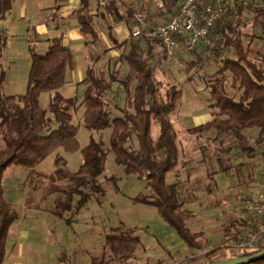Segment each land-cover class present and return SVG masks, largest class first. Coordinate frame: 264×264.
<instances>
[{"label":"trees","instance_id":"1","mask_svg":"<svg viewBox=\"0 0 264 264\" xmlns=\"http://www.w3.org/2000/svg\"><path fill=\"white\" fill-rule=\"evenodd\" d=\"M13 1L0 0V20L10 12ZM88 1L80 0V7L72 14L86 48L85 76L76 84L81 94L80 122L88 130L101 132L109 129L108 148L100 139L92 137L79 148L78 126L73 122L76 100L57 91L74 65L72 51L63 44L60 36L44 39L46 48L42 52L27 47L30 62L24 93L2 95L6 78L2 53L7 39L0 32V264L5 256L9 227L18 216L4 199L1 181L4 170L11 165L26 168L29 184L35 182L36 177L44 178L47 194L55 198L44 210L70 223L92 197L103 196L104 188L99 177L109 152L125 175L146 182V191L133 201L155 207L189 249L204 252L201 257L195 255L186 260L211 264L217 261L213 258L222 251L220 247L224 242H236L243 238L245 227L250 229L252 226L245 224L243 217H238L236 222L228 221L221 226L220 245L204 251L207 241L201 244L188 225V219L193 215L191 205L199 199L188 188L189 176L204 165L205 188L209 190L217 173L231 169L232 150L247 157H259L264 163V0H256L260 3L258 8L240 3L230 8L229 0H221L225 5L223 15L209 34L197 42L193 52L196 60L184 63L188 75L195 63L201 65L200 55L217 67L204 79L208 95L206 107L211 112V119L185 129V137H192L194 143V150L188 149L187 154L181 153L180 141L170 119V114L177 109L181 90L155 76V59L160 55L154 52V46L161 48L165 58L162 44L157 38L143 37H129L119 43L111 33L112 24L124 19L129 23L137 12L128 6L121 12L124 4L120 0H105L102 10L97 11V18L107 21L108 40L121 51L117 57L108 58L104 65L97 66L103 45L89 13ZM181 1L162 0L165 12L170 13L167 20ZM130 25L133 26L132 22ZM249 29H259L260 32L257 34ZM199 47L202 53H198ZM49 92L52 95L48 107L43 109L39 96ZM120 93L121 106L115 99ZM112 110L117 114L111 115ZM153 123L158 127L155 140L151 137ZM56 150L79 151L80 163L76 171H65L66 160L56 153L54 171L36 173V167ZM191 163L195 166L191 167ZM181 171L184 173L182 179ZM170 172L175 174L173 182H167ZM108 180L114 182L113 178ZM248 217L250 222L255 218ZM262 240L254 250L238 256H251L261 251L264 249ZM137 248L142 249L134 229L123 225L115 227L105 235L100 259L92 258L90 264H117L132 257ZM227 258L232 257L223 255L218 260ZM263 262L264 258L246 264Z\"/></svg>","mask_w":264,"mask_h":264},{"label":"rangeland","instance_id":"2","mask_svg":"<svg viewBox=\"0 0 264 264\" xmlns=\"http://www.w3.org/2000/svg\"><path fill=\"white\" fill-rule=\"evenodd\" d=\"M103 1L105 2V0ZM98 2L99 0L89 1L91 5L89 13L96 21L95 28L99 33L102 45L112 47L107 37L106 22L97 18L98 10L94 9ZM120 2L124 4V7L140 4V1L137 0H120ZM32 3L38 5L39 0H14L10 12L0 23V32L7 39L2 53V64L6 71V78L2 86L3 96H15L25 91L30 62L27 47L30 46L35 51L42 52L39 47L43 46L44 41L42 40L46 36L42 37L41 34H37L33 26L35 21H42L44 18L38 17L40 13L38 9L27 11L26 16L21 14L22 8ZM56 23L61 26L60 21ZM48 27L53 29L51 21L48 22ZM54 30L50 31V34H57L64 39L62 35L53 32ZM249 31L257 34L260 32L259 29H249ZM118 37H123V35ZM35 41H40L41 45H37ZM198 51V53H202V48L199 47ZM154 52L160 55L155 59L156 78L164 83L174 84L181 90L177 109L170 114V119L177 139L180 141L181 153H187L188 149L194 150V143L192 137H185L186 133L183 127L195 126L208 120L209 116H194L206 111L207 114H211L206 109L208 95L204 89V79L213 74L217 67L214 62L207 60L204 55H200L201 65L195 63L188 75L183 65L187 61H195V53L187 52L181 48L173 58H164L158 45L154 46ZM72 54L74 58L75 52L72 51ZM102 62V60L98 61L97 66L103 65ZM77 90L76 84L70 82L69 75H66L64 85L57 91L66 98L76 100L73 122L78 126L76 138L79 148L83 147L90 137L95 140L100 139L105 148H108L109 129L98 132L94 129L88 130L81 125L82 109L79 105L81 94L80 90ZM51 95L50 92L40 94L39 103L43 109H47ZM115 99L121 106L122 94L115 95ZM110 112L113 116L117 114L114 110ZM157 134L158 127L153 123L151 126L153 140L156 139ZM56 153H59L58 157L66 160L65 171L69 173L76 171L80 163L79 151L66 153L56 150L36 167V173L50 174L53 172L57 167L54 163V159L57 157ZM230 165L231 169L226 173L216 174L215 182L210 185L209 190L205 188L207 181L202 171L204 168L206 171L204 165L203 168L197 167V170L192 171L189 176L188 188L193 194L199 196V199L191 205L193 215L188 219V225L192 232L197 234L196 238L201 244L207 241L204 246L207 250L220 245L222 225H226L228 221L236 222L238 217L252 216L244 211L243 199H264L263 161L259 157H247L237 150H232ZM190 166H195V163H191ZM181 173L180 179L184 178L183 171ZM174 177V172L168 173L167 182H173ZM99 178V182L104 188L103 196L92 197L78 214L73 216L72 221L67 223L44 210L55 200L53 195L47 194V183L44 178L36 177V181L29 184L26 168L14 165L7 167L2 173L1 179L4 188L3 195L18 216L9 227L5 240V252L8 251V247L14 240L16 245L11 256L15 258L17 250H20L18 259L22 262L28 261L24 252L28 245H36L39 248L42 247L41 249L44 251L43 262L45 264L57 263L58 257L64 264H90L92 258L100 259L105 235L113 228L123 225L125 228L135 230L142 249L137 248L132 257L117 264H199V262L186 259L195 255L201 257L203 251L189 249L160 217L155 207L133 201L134 197L146 191V182L133 175H125L122 168L115 164L111 152L106 156L104 170ZM109 178H113L114 182L108 180ZM16 228L25 229L24 232H27L28 236L26 241L22 242L11 237L10 230Z\"/></svg>","mask_w":264,"mask_h":264},{"label":"crops","instance_id":"3","mask_svg":"<svg viewBox=\"0 0 264 264\" xmlns=\"http://www.w3.org/2000/svg\"><path fill=\"white\" fill-rule=\"evenodd\" d=\"M90 1V0H89ZM88 1V10H90V3ZM136 1V0H132ZM140 1V4L134 5H127L128 7H132L135 12L141 11L144 14L147 15L149 21H152L155 25L162 24L163 22L168 21L167 17L170 16V13H166L165 7L162 3V0H137ZM41 2V3H40ZM80 0H39V4L36 5L35 3H32L30 5H26V7L22 8V16L27 15V11H31L33 9H38L40 12L38 17H43L44 19L42 21H35V24L33 26V29H36L35 32L37 34H41L42 37L46 36L44 39L49 38H55L59 37L56 35L50 34L52 30L53 32H57L58 34L62 35L64 39H62L63 44L68 46L71 51L75 52L74 55V65L72 69L68 70L66 75H69L70 82H74L77 84V82L81 81L85 76V66H86V48L83 44V35L80 32L79 26L76 24L75 20H73L72 14L73 12L80 7ZM103 0H99L98 5L94 7V9L100 11L103 8ZM126 7V6H125ZM124 6L120 9L121 12L124 10ZM138 9V10H137ZM163 12V13H162ZM102 20V19H99ZM3 20H0V23ZM51 21L53 24V29H50L48 27V22ZM57 21L61 22V26L57 25ZM68 21V22H67ZM104 21V20H102ZM96 21H94L95 23ZM107 23V21H104ZM132 21H129V23H126V20H122L120 22H117L115 24H112L111 33L115 37V39L121 43L124 40H127L129 38V32H130V25ZM64 25V26H63ZM51 31V32H50ZM123 37H118L122 36ZM61 37V36H60ZM42 40V41H43ZM35 43L37 45H41V42L38 41ZM35 44V45H36ZM46 44L43 43L42 47H39L40 51L45 50ZM121 51V48H116L112 45V47H108V45H103V52L101 53V58L103 65L106 63L108 58H114L117 57ZM99 60V61H100ZM98 65V63H97ZM102 65V64H101ZM100 65V66H101ZM207 109V108H206ZM208 110V109H207ZM209 111V110H208ZM205 113V114H204ZM208 112H202L197 114L194 117H197L199 115L209 116L208 120L211 119V114H207ZM205 121V122H207ZM204 122V123H205ZM202 123V124H204ZM200 125V124H198ZM195 125V126H198ZM194 127V126H191ZM188 128V127H183ZM187 154V153H186ZM182 175V174H181ZM243 221L245 224H248L247 222L250 221V217L243 218ZM25 229L20 230L12 229L10 230V235L13 239L20 240V241H26L28 239L27 232H24ZM248 230V227L246 226L243 230V235ZM11 238V240H12ZM264 242V238L262 240ZM227 242V241H226ZM225 243V242H224ZM16 245L15 241L12 240V243L10 247H8V251L5 252V256L3 259L2 264H45L43 262L44 259V251L41 249L42 247H38L36 245H28V247L24 250V252L27 255L28 261L22 262L20 259H18V255L20 253V250H17V255L14 257L11 256V253L14 249V246ZM207 248H205L204 251H206ZM23 252V253H24ZM7 254V255H6ZM226 257H233L232 252L226 249H222L217 255L213 258L214 260H218L221 256ZM55 258V256H54ZM57 258V256H56ZM60 257L57 258V263L54 264H64L60 261ZM53 264V263H52ZM187 264V263H186Z\"/></svg>","mask_w":264,"mask_h":264},{"label":"built area","instance_id":"4","mask_svg":"<svg viewBox=\"0 0 264 264\" xmlns=\"http://www.w3.org/2000/svg\"><path fill=\"white\" fill-rule=\"evenodd\" d=\"M236 3L251 8L260 7L256 0H229L228 7ZM221 0H182L171 18L162 24H152L147 15L137 12L132 17L131 38H157L162 44L166 57L173 58L180 48L194 52L197 42L204 39L214 24L224 13ZM244 209L254 216V220L243 238L236 242H225L220 248L232 252L238 257L242 252L254 250L264 238V199L243 200ZM212 249V248H211Z\"/></svg>","mask_w":264,"mask_h":264},{"label":"water","instance_id":"5","mask_svg":"<svg viewBox=\"0 0 264 264\" xmlns=\"http://www.w3.org/2000/svg\"><path fill=\"white\" fill-rule=\"evenodd\" d=\"M263 258H264V249L251 256L232 257V258L217 260L211 264H246Z\"/></svg>","mask_w":264,"mask_h":264}]
</instances>
